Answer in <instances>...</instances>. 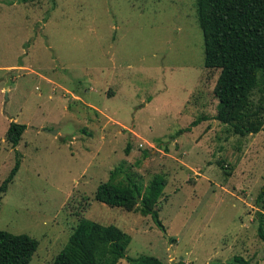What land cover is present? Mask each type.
Wrapping results in <instances>:
<instances>
[{
  "label": "rangeland",
  "instance_id": "obj_1",
  "mask_svg": "<svg viewBox=\"0 0 264 264\" xmlns=\"http://www.w3.org/2000/svg\"><path fill=\"white\" fill-rule=\"evenodd\" d=\"M219 74L205 67L197 0H0V185L21 157L0 229L39 241L30 264H52L82 216L132 236L120 264H264V124L243 136L215 118ZM262 85L251 121H264ZM12 121L27 125L16 147ZM119 166L144 186L166 178L165 230L95 198Z\"/></svg>",
  "mask_w": 264,
  "mask_h": 264
},
{
  "label": "trees",
  "instance_id": "obj_2",
  "mask_svg": "<svg viewBox=\"0 0 264 264\" xmlns=\"http://www.w3.org/2000/svg\"><path fill=\"white\" fill-rule=\"evenodd\" d=\"M29 2L32 0H20ZM199 24L203 30L205 67L220 70L214 86L218 100L215 118L233 127L239 135L258 133L264 121L256 117L251 107L252 93L264 83V0H197ZM264 86V85H262ZM202 118L179 129L171 137L191 131ZM27 128L26 124L12 121L7 139L13 147L19 145ZM131 144L126 152L129 153ZM220 164L225 168L222 161ZM21 165L18 160L6 180L0 185V199L14 180ZM124 173L126 175L123 177ZM228 175V172H225ZM167 180L162 174L153 176L144 186L136 172L122 166L112 170L107 181L99 184L95 198L110 206L151 215L165 230L157 208L164 194ZM256 203L257 235L264 241V185ZM132 236L115 224L82 216L67 244L52 264H120L126 257ZM39 247V241L25 233L16 234L0 229V264H30ZM127 264H164L152 255L128 257ZM178 264H186L180 262ZM216 264H252L242 255H235L226 262ZM254 264H259V261Z\"/></svg>",
  "mask_w": 264,
  "mask_h": 264
}]
</instances>
